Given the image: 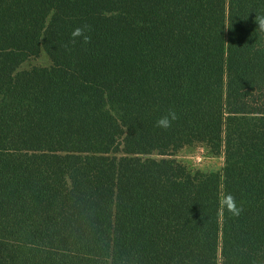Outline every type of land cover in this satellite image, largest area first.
Here are the masks:
<instances>
[{
  "label": "trees",
  "instance_id": "obj_1",
  "mask_svg": "<svg viewBox=\"0 0 264 264\" xmlns=\"http://www.w3.org/2000/svg\"><path fill=\"white\" fill-rule=\"evenodd\" d=\"M256 17L264 0H0V264H264ZM195 143L223 178L172 157Z\"/></svg>",
  "mask_w": 264,
  "mask_h": 264
},
{
  "label": "rangeland",
  "instance_id": "obj_2",
  "mask_svg": "<svg viewBox=\"0 0 264 264\" xmlns=\"http://www.w3.org/2000/svg\"><path fill=\"white\" fill-rule=\"evenodd\" d=\"M52 63L46 51L42 50L38 56L29 58L22 64V69H31L33 67H46ZM156 155V153H155ZM176 159L187 164L192 170L202 169L216 170L223 178L224 170V155H213L205 143H195L193 145H186L179 149L175 155Z\"/></svg>",
  "mask_w": 264,
  "mask_h": 264
},
{
  "label": "clouds",
  "instance_id": "obj_3",
  "mask_svg": "<svg viewBox=\"0 0 264 264\" xmlns=\"http://www.w3.org/2000/svg\"><path fill=\"white\" fill-rule=\"evenodd\" d=\"M259 28L264 30V17H256ZM86 30H90L88 25L76 27L72 32L73 43L76 42L77 38L82 37L85 43L90 42L91 37L86 34ZM177 114L174 110H169V113L165 116H162L160 119L157 120L156 126L161 127L164 129L170 128L172 122L176 120ZM227 211L231 213L233 216H239L243 211V206L239 205L236 197L231 193L224 191L223 189L220 191L219 194V213L223 215L224 212Z\"/></svg>",
  "mask_w": 264,
  "mask_h": 264
},
{
  "label": "crops",
  "instance_id": "obj_4",
  "mask_svg": "<svg viewBox=\"0 0 264 264\" xmlns=\"http://www.w3.org/2000/svg\"><path fill=\"white\" fill-rule=\"evenodd\" d=\"M206 171H210V170H206Z\"/></svg>",
  "mask_w": 264,
  "mask_h": 264
}]
</instances>
